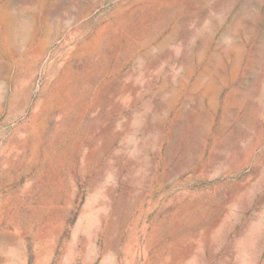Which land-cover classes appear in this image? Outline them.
I'll use <instances>...</instances> for the list:
<instances>
[{"label": "rangeland", "instance_id": "rangeland-1", "mask_svg": "<svg viewBox=\"0 0 264 264\" xmlns=\"http://www.w3.org/2000/svg\"><path fill=\"white\" fill-rule=\"evenodd\" d=\"M0 264H264V0H0Z\"/></svg>", "mask_w": 264, "mask_h": 264}]
</instances>
